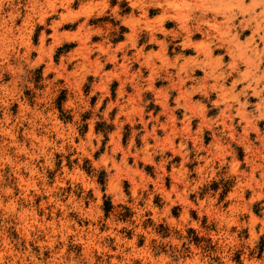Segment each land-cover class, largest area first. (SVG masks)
Wrapping results in <instances>:
<instances>
[{
	"label": "clouds",
	"instance_id": "1",
	"mask_svg": "<svg viewBox=\"0 0 264 264\" xmlns=\"http://www.w3.org/2000/svg\"><path fill=\"white\" fill-rule=\"evenodd\" d=\"M75 2L0 0V170L6 165L11 166L14 175L23 170L28 173L29 187L38 186L41 197L51 196L50 200L45 199L37 207L32 195L27 192L15 195L13 188L6 185L0 176V264H130L128 258L138 252L134 247L129 248L132 241L117 234L122 227L119 223H112L110 230L102 234H98L99 226L93 227L91 234L83 233L94 236V245L89 239L91 248L79 254L74 249L69 250V225L73 226L75 233L72 244L80 239L81 230L75 227L76 221L57 219L56 213L63 210V215H67L78 211L84 206V201L68 196L62 202L55 195L69 177L75 182L73 187L79 183L85 191L93 189L97 199L91 205L92 210L84 215L97 222L103 216L95 211L103 203L101 196L107 194L126 202L120 187L121 180L125 176L139 177V182L135 179L136 190L131 192L136 205L135 201L142 198L137 195V190L147 191L149 182L148 176L135 163L128 164L129 156L156 170L157 190L148 194V201L158 194L165 176L170 175L171 192L173 195L179 193V197L185 200L182 207H219L227 216L217 223L223 238L219 250L207 253L194 247L187 239L169 237L161 241L157 238L158 243L179 250L169 251L160 256V260L166 264H215L213 257L218 256L221 264H235L232 257L240 250L241 264H264V254L257 258V244L260 236H264V219L258 222L257 217L251 215L254 204L264 201V195H257L264 194V130L261 127L264 124V0H116L114 6L111 0H79L78 7L73 9ZM121 3L130 9L126 15L121 14ZM21 9L24 10L23 15ZM150 11H155L151 17ZM105 16L117 21L116 27L111 23L90 26V20ZM51 17L58 19H51L46 24ZM18 20L21 21L19 25ZM77 21H80L78 35H72L76 30L61 31L65 25L76 24ZM168 23L174 27L166 28ZM38 25L41 31L37 36ZM121 26L128 32L122 42L113 46L110 34L119 32ZM48 28L51 29L50 35L45 31ZM142 33L147 34L148 43L158 45L159 51L145 52L144 45L138 46ZM157 35L163 38L157 39ZM197 35L199 39L194 40ZM94 36L100 37V41L92 42ZM34 37L38 43H33ZM49 39L51 43L46 44ZM66 42H75L77 47L62 56L59 64L54 63L57 49ZM170 48L180 51L169 58L166 53ZM189 49L193 54L185 55ZM33 53L35 58H32ZM97 53L95 59L90 58ZM101 57H104L103 62ZM107 64L113 65L111 71H104ZM68 65H73L71 71L67 70ZM135 65L139 67L133 71ZM142 69H147L146 77ZM37 71L39 77L35 76ZM197 72L202 75L197 76ZM5 76L9 77L6 81ZM89 76L98 78L99 82L85 96L82 86ZM36 79L43 83L42 91L36 88ZM61 80L63 83H58ZM160 80L166 81L167 87L157 91L153 86ZM113 81L118 82L115 100L110 98L109 91ZM126 86L131 87V94L125 90ZM62 88L70 90L71 95L62 107H58ZM97 91L100 97L92 107L89 100ZM149 91L154 92L155 103L163 109L160 115L167 117L164 123L151 112L148 119H144L142 94ZM172 92L178 95L172 98ZM26 93L34 95V103L30 104ZM213 95L215 99H212ZM106 97H109V102L100 112ZM193 97L199 98L193 100ZM170 98L173 107H169ZM250 98H254V102ZM205 101L210 102L212 109L218 110L217 115L208 116L210 109ZM14 105H19L15 114L12 111ZM113 108L118 113L111 121L116 128L109 139L111 154L105 151L98 160H94L93 154L100 149L103 136L95 134L93 126L100 117L108 122ZM69 110V121L65 123L60 112ZM178 110L182 111L179 120L182 127L176 126L174 113ZM87 111H91L92 116L86 122V135L81 138L78 132L81 114ZM120 116L125 120L120 121ZM137 117L144 126L143 147L133 152L135 144L132 140L126 149L121 147V129L124 123H136ZM197 118L199 125L193 133L190 122ZM150 123L152 128L148 130ZM205 129L211 136L206 144L203 141ZM157 130L164 132L163 138L157 136ZM177 138H180L178 145L174 144ZM77 139L79 143L74 142ZM149 139L155 143L149 144ZM188 141L192 143L191 149ZM73 150L72 159L82 161L87 157L97 172L103 169L109 175L106 193H101L94 178L87 176L78 165L74 164L71 172L68 171L64 158ZM169 151L172 155L165 156ZM116 153H123L118 162ZM57 154L60 155V171L56 172L54 183L49 186L47 172L55 171ZM157 156L160 157L158 163L155 161ZM177 156L180 157L179 165L173 164L171 172H165L166 166ZM188 164L196 165L193 179L189 178L192 173L186 167ZM230 179L234 183L229 201L221 200L220 191L209 190L202 199L197 195L195 203L188 202L190 195L198 193L203 186L210 188L213 182L219 184L221 180L227 182ZM247 192L251 193V199L245 198ZM164 200L167 206L160 214L167 218L173 204L168 196H164ZM150 207V203L145 205V208ZM38 208L44 211L39 224L34 218ZM48 208L51 209V219L55 221L53 224L44 219L49 215ZM143 211L140 209L141 213ZM245 214L250 219L241 220ZM18 219L22 223L18 224ZM141 219L142 215L138 214L137 225ZM190 220L185 212L180 217L183 223L168 220V224L184 236L186 227L198 229L197 223L189 224ZM124 227L132 229L133 225ZM233 227L235 232L231 231ZM10 228L16 232L15 238L9 235ZM242 229H247V239H237V233ZM141 231L139 226L135 227L134 237ZM199 234L205 235L204 232ZM108 238H114L112 247L105 242ZM215 240L216 237L213 238ZM183 246L189 249L186 255L180 254Z\"/></svg>",
	"mask_w": 264,
	"mask_h": 264
},
{
	"label": "rangeland",
	"instance_id": "2",
	"mask_svg": "<svg viewBox=\"0 0 264 264\" xmlns=\"http://www.w3.org/2000/svg\"><path fill=\"white\" fill-rule=\"evenodd\" d=\"M79 0H76L75 3H73L72 8L75 9L78 7ZM112 5L114 6L116 4V0H111ZM122 12V15H126L130 9L127 8V5L125 3H121L120 5ZM62 11V10H61ZM22 15L24 14V10L21 9ZM155 14V11H150L149 16H153ZM51 19H58V17H51L49 20H46V24L50 23ZM21 23L20 20L17 21V25ZM80 21H77L76 24H67L65 25L61 31H75L72 33V35H78L79 29L78 24ZM105 23H111L113 27H116L118 24L117 21H113L110 17H101L98 19H93L89 21L90 26L96 27V26H103ZM166 28H172L174 25L172 23H168L165 25ZM77 28V29H76ZM41 31V26H37L36 34L38 36L39 32ZM47 35H50L51 29L48 28L45 30ZM128 32L127 28L120 27L119 32H112L110 34L111 36V43L113 46L116 44L122 42L125 39V33ZM160 35H157V39H162ZM194 40L199 39V36H194ZM100 41V37L94 36L92 37V42L96 43ZM33 43H38V40L36 37L33 38ZM51 40H47L46 44H50ZM83 43V41H81ZM144 45V51H159L158 45L150 44L148 43V36L146 33H142L138 46ZM77 47V44L75 42L71 43H64L59 49H57L56 55L53 57V61L56 64H59L60 58L64 55L70 54L72 51L75 50ZM180 49L178 48H170L167 51V55L169 58H172L174 52H179ZM193 54L191 49L187 50L185 52V55H191ZM215 54V53H214ZM35 53L32 54V58H35ZM97 54H93L91 59H95V56ZM62 59V58H61ZM104 57H101V62H103ZM225 60H227V57H225ZM119 54H118V63H119ZM75 63V62H73ZM159 63L158 61L156 62ZM139 65H135L133 68V71L138 68ZM73 68V65H68V71H71ZM113 68L112 64H107L105 66L104 71H111ZM143 75L146 77L148 75L147 69L141 70ZM174 71V70H170ZM40 73L37 71L35 73L36 77H39ZM54 75V74H52ZM163 76V73H161ZM197 76H201L202 73L197 72ZM9 77L5 76V81ZM51 78V76L49 77ZM98 78H93L91 76L88 77L87 82L82 86V92L83 95L88 96L89 93L92 91L94 85L98 83ZM58 83H63V81H58ZM67 83V81H65ZM191 83V82H189ZM36 88L40 91L43 90L44 85L39 80H35ZM188 85H186L187 87ZM154 89L160 90L162 87H167V82L160 80L156 81L154 83ZM118 88V82L113 81L110 85L109 91H110V98L112 100H115L116 98V90ZM129 94L132 93V89L130 86H126L125 89ZM71 95L70 90L66 88H62L59 92V100L57 101V106L62 107L63 102H65L68 97ZM178 93L172 92L171 97L174 98L177 96ZM26 96L28 97V100L31 103H34L35 97L34 95H28L26 93ZM100 93L97 91L94 96L91 97L89 100L90 106L94 107L96 101L99 99ZM172 98L169 99L168 104L169 107H173V101ZM199 97H193V100L198 99ZM202 99V98H200ZM212 99H215V96H212ZM251 102H254V98H250ZM109 102V97H106L104 101L101 103L100 112H103L106 108L107 104ZM142 105L145 106V114L144 119H148V113L151 112L153 115L159 116V120L161 123H164L167 119L165 115H160V113L163 111L162 107L155 103V95L154 92L149 91L142 94ZM205 103H208L209 106V117H214L218 114L217 109H212L211 104L208 101H205ZM19 109V105H14L12 107L13 114H15L16 110ZM70 111H61L60 117L63 122L67 123L69 121ZM118 110L113 108L112 111L109 113L108 116V122H105L103 120V117H100L98 122H96L93 126V131L95 134L102 135L103 139L101 141V147L100 149L93 154V159L98 160L100 155L103 154L105 151H107L109 154H111V146L109 145V139L112 132L116 130L115 124L111 123V121H114L117 117ZM174 115L177 117V127H182V124L179 123V120L182 118V111L178 110L174 113ZM92 116L91 111H87L81 114V125L78 128V132L80 133V137L83 138L86 135V132L88 130L87 120L90 119ZM97 116H99V113H97ZM120 121H124L125 117L120 116ZM140 118H136V123L134 124H128L124 123L121 129V138H120V144L122 148H127L128 143L130 140H132L135 144V148L132 149V151H136L137 149L143 147V142L141 140V137L144 135L143 132V125L139 123ZM199 125V120L193 119L190 122V131L195 132L197 126ZM148 130H151L152 124H148ZM262 130H264V124L261 125ZM239 131V129H237ZM135 133V135H133ZM254 135V134H253ZM157 136L163 138L164 132L162 130H157ZM21 139H23L21 137ZM211 140V136L208 133V130L205 129L203 141L204 143H208ZM75 143H79V140H75ZM149 144L155 143L153 140L149 139ZM180 143V138H177L174 141V144L178 145ZM93 144H95V141H93ZM188 147L191 149L192 143L191 141H188ZM75 154V150H73L72 153H69L68 156H66L64 159L66 161L65 166L68 168V171L71 172L72 166L74 164L78 165L80 169L90 178H94V181L96 185L99 187L101 193H106V188L108 183L110 182L109 175L105 173L103 169L99 170L98 172L96 169L92 167L91 161L85 157L82 161L74 160L71 157ZM203 154V153H201ZM123 153H116L115 159L118 162L119 159L122 157ZM172 153L166 152L165 156H171ZM160 157L157 156L155 158V161L158 163ZM191 159V155H190ZM56 168L55 171H49L47 172L48 176V184L49 186L54 183V177L56 175V172L60 171V155H56ZM135 163V166L143 170L145 174L148 176V188L147 191H141L137 190V195L142 196V198L139 201H135L134 205V198L132 197L131 192L133 190H136L137 188V182H139V177H136L135 179L125 176L121 182L120 187L121 191L123 193V196L126 197V202L122 201L120 199H116L111 195L103 194L101 196L102 204L95 209V211H99L103 214L102 218L98 220L97 222L91 221L90 217H86L84 214L86 212H89L91 209L92 203H95L96 196L93 189H88L85 191L82 186L77 183L73 187V184L75 183L71 177H69L68 181L63 183L61 185V190L55 195H57L58 198L61 199L63 202L67 199V197L75 196L77 200H83L84 206L82 208H79L78 211L74 210L72 212H68L67 215H63V210H58L56 215L57 219H60L61 217L63 220H69V221H76L75 227L81 230V235L79 240L73 241V244L71 243L72 237L75 235L73 231V226L70 224L68 228V239L69 240V250H75L77 254H79L80 251H84L86 249H89L92 247V245L89 244V239H92V244H95V239L93 235L86 236L83 233H89L91 234V229L93 227L99 226V233L102 234L104 231L110 230V225L112 223H119L122 225V227L118 230L117 234L122 236L128 241H132V243L129 245V248L131 249L134 247L138 254L135 256L129 257L130 264H166V261H162L159 259L160 256H163L165 254H168L169 251H172L173 253L179 250L174 249L171 245H165L164 243H158L157 238H159L161 241L167 240L169 237H175L176 239H187L190 243L193 244L194 247L201 248L202 251L207 253H212L220 249V245L222 243V237H220V234L217 229V223L219 221H222L223 219H227V216L225 215L224 211L219 207H203V208H196L193 207L191 209H188L187 207H182L185 205V200L182 197H179V193H176L173 195L171 192L172 180L171 176L167 175L164 178V183L160 185L158 189V194L153 195L152 200L148 201V194L150 192H154V190H157V185L155 182L156 178V170L151 165H144L143 161H135L133 156L128 157V164L131 166ZM180 163V157L177 156L168 166L165 168V172L170 173L172 170L173 164L178 166ZM188 167L190 173L192 175L189 177L190 179L195 178V173L193 169L196 167L195 164H188L186 165ZM225 170H222V173ZM222 173H218V175H222ZM112 174H115V170L112 171ZM140 175H143L141 172ZM0 176H3V181L6 185L11 186L13 188V193L15 195H18L21 192H27L29 195L33 196V199L35 201V204H43L45 199H51L50 195L42 196V194L39 191L38 186H32L29 187L30 181L28 180V173L19 172L18 174L14 175L11 170L10 165H6L5 168L0 170ZM234 181L228 180L227 182H224L221 180L219 184L216 182H213L211 187L209 186H203L198 193L190 195L188 198V202L195 203V196H199L201 199L204 197V195L209 191H220V197L221 200L229 201L233 195V193L230 191ZM95 187V185H94ZM257 195H264L261 193H257ZM164 196H168L169 199L172 201L173 206L170 208L168 212V216L162 217L161 211L165 206H167V202L164 200ZM246 199H251V193L247 192L245 193ZM21 203H23L21 201ZM151 205L150 208H145L146 204ZM220 201H218V204ZM26 206V205H25ZM225 207L227 205L225 204ZM140 209H144V211L141 213ZM49 215L47 217H44V219L49 224H53L55 221L51 218V209L48 208ZM187 212L189 217H191L190 223H197V228H190L186 227L184 236H181V233L178 229L173 227L172 225L168 224V220L177 221L180 223H183V221H180V217L184 215V213ZM142 215V219L140 221V224H136L137 215ZM44 215V211L40 210L38 208V212L36 216L34 217L37 221V224H39L41 216ZM251 215L257 217V221L259 222L260 219H264V201H259L253 206V210ZM250 217H248L246 214L241 217V220H248ZM105 221V222H104ZM13 226H15V222H12ZM17 223H22V221L17 220ZM127 224L133 225L132 229L124 227ZM139 226L142 231L140 234L135 235L134 237V228ZM151 230V233L148 232V230ZM257 230H259V225H257ZM9 235L13 238L16 237V232L10 228ZM232 232H235L236 229L233 227L231 229ZM199 232H204L205 235L201 236ZM216 237V240L213 241V238ZM249 237V233L247 229H242L239 233H237V239H247ZM109 247H112L114 244V238L113 240L111 238L106 239L105 241ZM112 251L115 252V248H112ZM189 252V249L187 246L182 247V251H180L181 255H186ZM264 254V236H260L258 244H257V258H260V255ZM47 255V253H45ZM241 251L237 250L236 253H234L232 259L235 262V264H241L240 257ZM175 258V257H174ZM97 260H99V257H97ZM213 260L215 261V264H221V261L219 260V257H213Z\"/></svg>",
	"mask_w": 264,
	"mask_h": 264
},
{
	"label": "crops",
	"instance_id": "3",
	"mask_svg": "<svg viewBox=\"0 0 264 264\" xmlns=\"http://www.w3.org/2000/svg\"><path fill=\"white\" fill-rule=\"evenodd\" d=\"M229 83H230V81H229Z\"/></svg>",
	"mask_w": 264,
	"mask_h": 264
}]
</instances>
